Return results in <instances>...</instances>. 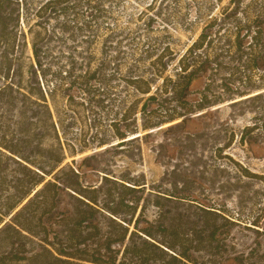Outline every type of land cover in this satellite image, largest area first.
<instances>
[{
  "label": "rangeland",
  "instance_id": "374dc122",
  "mask_svg": "<svg viewBox=\"0 0 264 264\" xmlns=\"http://www.w3.org/2000/svg\"><path fill=\"white\" fill-rule=\"evenodd\" d=\"M72 3L76 7L69 14L45 25L51 37L36 81L41 90H53L48 104L54 121L59 122L57 135L65 155L62 179L75 183L71 170L81 165L78 183L96 189L99 207L118 211L115 217L104 211L96 215L102 236L117 238L124 228L142 236L136 230L147 228L157 241L174 242L195 264H264V131L253 130L245 135L247 142L239 143L244 128L264 119V95L257 100L228 101L225 94L238 86L239 77L247 71L245 57L238 62L233 50L225 52L234 41L235 24L256 20L264 30V0ZM205 27L213 41L212 54H219L217 66L194 80L187 100L196 103L198 92L208 85L207 95L223 102L182 123L139 129L138 140L116 146L114 127L122 129L124 112L141 98L133 95L129 82L145 75L160 56L181 55ZM173 65L166 75H172ZM30 73L28 63L24 84L36 87ZM255 74L264 77L262 70ZM175 104L170 96H158L149 104L155 112L151 121ZM18 120V113L10 114L6 136L21 146L25 135L15 125ZM52 138L44 145L55 144ZM73 145L74 157L68 153ZM8 169L10 179L17 168ZM127 183L140 187L126 194L121 185ZM3 197L0 191V201ZM126 199L139 201L133 218L124 207ZM61 201V209L73 204L65 194ZM159 224L171 226V236L160 235L155 230Z\"/></svg>",
  "mask_w": 264,
  "mask_h": 264
},
{
  "label": "trees",
  "instance_id": "16d2710c",
  "mask_svg": "<svg viewBox=\"0 0 264 264\" xmlns=\"http://www.w3.org/2000/svg\"><path fill=\"white\" fill-rule=\"evenodd\" d=\"M72 1L77 0H0V191L4 193L0 201V264H195L188 253L176 249L174 242L157 241L151 229L136 230L143 237L124 228L119 237L108 235L104 238L96 215L106 212L115 217L118 211L99 207L94 196L96 189L78 183L81 165L75 172L71 170L77 180L75 183L61 177L65 155L57 135L59 122L54 121L48 104L53 90H41L36 71L41 68L51 37L45 25L75 9ZM234 2L230 0V4ZM206 27L181 55L168 52L164 59L160 56L145 75H137L129 82L133 95L141 98L133 101L124 112L122 129L114 127L112 138L119 141L116 146L138 140L139 129L147 131L176 121L182 123L188 116L223 102L220 97L207 95L208 85L198 92L196 103L187 100L194 80L217 66L219 54H212L213 41L205 32ZM233 36L231 46L223 45L227 47L225 52L233 50L238 62L245 57L247 71L239 77L234 90H226V100L245 97L244 100H257L264 95L260 93L264 91V77L255 74L256 70L264 71V30L256 25V20L247 24L236 22ZM245 40L249 41L245 44ZM26 62L31 70L29 79L36 87L24 84ZM172 63L173 73L166 75ZM157 82L161 84L158 86ZM158 96H170L176 104L151 121V114L155 112L149 104ZM12 113H18L15 125L25 135L21 146L19 141L12 144L7 140ZM256 129L264 131V119L261 124L256 121L244 128L239 143L247 142L245 135ZM129 135L133 138L128 139ZM47 138L54 139L55 144L45 146ZM229 142H233V136ZM70 148L68 153L74 157L75 146ZM87 160L86 157L81 163ZM11 165L17 170H13L8 179ZM127 184L121 185L126 194L135 193L140 187L137 183ZM63 194L73 201L69 209L60 208ZM138 206V199H126L124 205L131 218ZM130 223L128 221L127 225ZM170 228L159 224L155 230L164 237L171 236Z\"/></svg>",
  "mask_w": 264,
  "mask_h": 264
}]
</instances>
